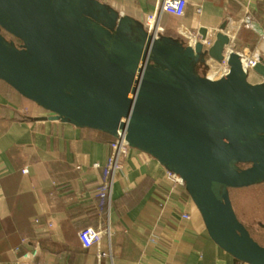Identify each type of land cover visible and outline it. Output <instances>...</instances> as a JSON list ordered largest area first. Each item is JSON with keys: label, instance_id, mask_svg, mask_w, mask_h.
Instances as JSON below:
<instances>
[{"label": "water", "instance_id": "1", "mask_svg": "<svg viewBox=\"0 0 264 264\" xmlns=\"http://www.w3.org/2000/svg\"><path fill=\"white\" fill-rule=\"evenodd\" d=\"M228 24L208 44L206 25L198 38L157 35L105 0H0V78L48 111L31 119L123 133L183 178L221 247L264 264L231 192L264 183V80ZM225 58L228 71L210 75ZM254 69L264 76V59Z\"/></svg>", "mask_w": 264, "mask_h": 264}, {"label": "crops", "instance_id": "2", "mask_svg": "<svg viewBox=\"0 0 264 264\" xmlns=\"http://www.w3.org/2000/svg\"><path fill=\"white\" fill-rule=\"evenodd\" d=\"M105 1L141 20L158 4ZM193 1L182 16L163 13L165 32L206 25L214 37L228 18L225 31L248 43L244 57L264 58V0ZM222 70L211 62L208 73ZM46 114L0 78V264H20L37 242L44 264H241L211 237L186 186L168 181L159 159L130 147L113 173L115 136L29 117ZM73 215L103 226L101 242L84 248Z\"/></svg>", "mask_w": 264, "mask_h": 264}, {"label": "built area", "instance_id": "3", "mask_svg": "<svg viewBox=\"0 0 264 264\" xmlns=\"http://www.w3.org/2000/svg\"><path fill=\"white\" fill-rule=\"evenodd\" d=\"M193 3H194L193 0H158L156 9L147 12L145 19L142 20V23L150 31L155 32V34L159 35L161 32H165L166 30V27L162 21V16L164 12L169 13L172 16H182L187 12L188 6ZM194 35L195 37L200 36L199 33H195ZM232 39L234 38L232 37ZM213 41H214V37L209 35L207 38L208 44H211ZM230 49L231 46H228V50ZM211 61L212 63L216 62L222 65L223 70L221 71V74L227 71L228 69L227 58H225L223 62H217L215 60H211ZM244 61L247 69L249 70L250 78H252L253 80H264V76L254 69L255 65L257 64L258 61H260V59H256L248 56V58L244 57ZM130 147L131 146L129 142L126 140L123 133L120 132L116 136L115 153L113 156L112 163L111 165H109V167L112 168L113 173L119 167H122L121 156L122 154L128 152ZM95 165L99 166L100 164L97 163ZM24 172H29V170L24 169ZM166 179L175 185L177 184L185 185L183 178L169 169H167L166 172ZM184 216L190 217V213L185 212ZM71 221L77 227L78 235L84 248H90L91 246L101 242L103 235L105 234V228L103 226H96L91 223H84L79 215H73ZM42 251H43V245L40 242H37L33 247H29L28 249H25L21 253L19 257V263L44 264L38 261L37 259L38 255ZM46 264H50V263H46ZM241 264H251V263L242 261Z\"/></svg>", "mask_w": 264, "mask_h": 264}, {"label": "rangeland", "instance_id": "4", "mask_svg": "<svg viewBox=\"0 0 264 264\" xmlns=\"http://www.w3.org/2000/svg\"><path fill=\"white\" fill-rule=\"evenodd\" d=\"M231 192L241 219L247 223L251 232L264 243V183L234 188Z\"/></svg>", "mask_w": 264, "mask_h": 264}, {"label": "bare ground", "instance_id": "5", "mask_svg": "<svg viewBox=\"0 0 264 264\" xmlns=\"http://www.w3.org/2000/svg\"><path fill=\"white\" fill-rule=\"evenodd\" d=\"M197 38H198V36H197ZM227 71H228V70H227ZM225 72H226V71H225ZM225 72H224V73H225Z\"/></svg>", "mask_w": 264, "mask_h": 264}, {"label": "trees", "instance_id": "6", "mask_svg": "<svg viewBox=\"0 0 264 264\" xmlns=\"http://www.w3.org/2000/svg\"><path fill=\"white\" fill-rule=\"evenodd\" d=\"M16 233V231H14Z\"/></svg>", "mask_w": 264, "mask_h": 264}]
</instances>
